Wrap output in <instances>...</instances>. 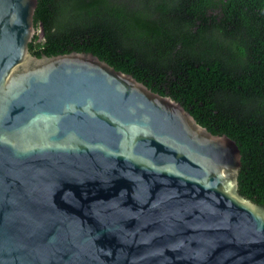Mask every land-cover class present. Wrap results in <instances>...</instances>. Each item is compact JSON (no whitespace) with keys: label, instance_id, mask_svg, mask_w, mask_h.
Instances as JSON below:
<instances>
[{"label":"water","instance_id":"obj_1","mask_svg":"<svg viewBox=\"0 0 264 264\" xmlns=\"http://www.w3.org/2000/svg\"><path fill=\"white\" fill-rule=\"evenodd\" d=\"M36 6L0 0V264H264L236 142L92 53L31 54Z\"/></svg>","mask_w":264,"mask_h":264},{"label":"trees","instance_id":"obj_2","mask_svg":"<svg viewBox=\"0 0 264 264\" xmlns=\"http://www.w3.org/2000/svg\"><path fill=\"white\" fill-rule=\"evenodd\" d=\"M33 21L31 54L92 53L233 139L264 206V0H37Z\"/></svg>","mask_w":264,"mask_h":264}]
</instances>
